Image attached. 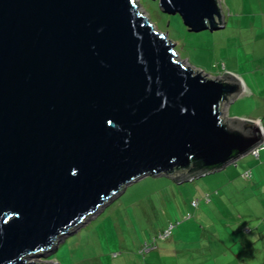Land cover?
<instances>
[{
  "label": "water",
  "instance_id": "95a60500",
  "mask_svg": "<svg viewBox=\"0 0 264 264\" xmlns=\"http://www.w3.org/2000/svg\"><path fill=\"white\" fill-rule=\"evenodd\" d=\"M189 31L218 0H159ZM140 0H0V264L28 262L130 184L219 172L264 141L245 82L179 59ZM181 180V181H178Z\"/></svg>",
  "mask_w": 264,
  "mask_h": 264
},
{
  "label": "rangeland",
  "instance_id": "374dc122",
  "mask_svg": "<svg viewBox=\"0 0 264 264\" xmlns=\"http://www.w3.org/2000/svg\"><path fill=\"white\" fill-rule=\"evenodd\" d=\"M218 2L226 24L216 31H189L180 15L161 10L159 0H140V8L157 30L168 31V38L176 42L179 59L188 58L194 68L213 76L227 71L244 80L249 89L230 104L228 118L264 117V0ZM244 174V181L239 183L248 185L252 176ZM220 175L213 173L180 184L167 176L144 177L28 262L55 259L57 264H169L175 261L171 256L174 241L197 248L217 240L219 235L210 230L218 224L219 208L214 201L217 195L232 193L233 186ZM240 184L233 192L240 194L236 190L241 187L248 194L252 192ZM209 196L211 202L206 203ZM193 201L201 205L194 207ZM232 207L230 211L241 210ZM170 223L177 229L170 238L161 239V232ZM188 227L199 228L201 238L199 232L182 233L181 229Z\"/></svg>",
  "mask_w": 264,
  "mask_h": 264
},
{
  "label": "crops",
  "instance_id": "0c3cea01",
  "mask_svg": "<svg viewBox=\"0 0 264 264\" xmlns=\"http://www.w3.org/2000/svg\"><path fill=\"white\" fill-rule=\"evenodd\" d=\"M245 88L246 91L249 89L246 83ZM242 118L254 119L264 129V117L261 114L254 118ZM246 171L251 172L252 178L248 185H241L239 182L244 181L242 175ZM216 173L221 174L222 181L233 182L232 193L217 195L214 201L219 208L216 218L218 224L210 230L211 234L219 235L217 240L197 248L195 245L188 248V243L178 244L174 241L171 244V256L175 261L170 260L169 264H264V150L260 152L259 158L249 153ZM239 184L249 186L252 192L248 194L242 190L243 187L236 190L241 191L240 194L233 192L234 186ZM206 201L203 202H211V198ZM230 206L241 210L230 211ZM245 228H249L250 232H245ZM198 230L196 227L181 229L186 236L197 234ZM198 237L201 238V231Z\"/></svg>",
  "mask_w": 264,
  "mask_h": 264
},
{
  "label": "built area",
  "instance_id": "2783aa9c",
  "mask_svg": "<svg viewBox=\"0 0 264 264\" xmlns=\"http://www.w3.org/2000/svg\"><path fill=\"white\" fill-rule=\"evenodd\" d=\"M262 130L264 132V129H262ZM263 145H264V141H263L262 144H260L258 147H256L253 151H251L250 154L253 155L256 158H259L260 152L264 148ZM250 174H251V172L250 171H247L244 175L247 176V177H249ZM192 205L194 207H198V202L197 201H193L192 202ZM190 217H191V215H188L187 218H190ZM176 226L177 225L170 223V225L163 232H161L160 238L161 239H168V238H170L173 235V232H174V229L176 228ZM245 231L246 232H250V229L249 228H246ZM146 250H149V248H147Z\"/></svg>",
  "mask_w": 264,
  "mask_h": 264
},
{
  "label": "trees",
  "instance_id": "16d2710c",
  "mask_svg": "<svg viewBox=\"0 0 264 264\" xmlns=\"http://www.w3.org/2000/svg\"><path fill=\"white\" fill-rule=\"evenodd\" d=\"M178 181H181V180H178ZM209 198H211V196H209ZM206 200H209L208 198H205ZM246 229V228H245ZM246 232V231H245Z\"/></svg>",
  "mask_w": 264,
  "mask_h": 264
},
{
  "label": "bare ground",
  "instance_id": "6f19581e",
  "mask_svg": "<svg viewBox=\"0 0 264 264\" xmlns=\"http://www.w3.org/2000/svg\"><path fill=\"white\" fill-rule=\"evenodd\" d=\"M257 125H258V124H257ZM259 126L263 129L262 125H259ZM104 206H105V205H104ZM104 206H103V207H104Z\"/></svg>",
  "mask_w": 264,
  "mask_h": 264
}]
</instances>
